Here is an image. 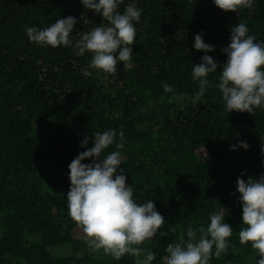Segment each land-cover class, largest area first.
<instances>
[{
  "label": "trees",
  "instance_id": "trees-1",
  "mask_svg": "<svg viewBox=\"0 0 264 264\" xmlns=\"http://www.w3.org/2000/svg\"><path fill=\"white\" fill-rule=\"evenodd\" d=\"M129 5L141 10V20L128 66L118 62L115 75L89 69L85 77L90 53L78 57L72 47L37 45L26 30L73 16L76 41L107 23L99 14L82 0H0V264H136L148 252L155 253L151 264H164L167 245L186 240L189 225L207 227L213 213L224 214L233 234L226 253L209 264H257L251 244L238 239L236 181L264 175V110L228 114L217 85L233 26L246 24L264 45V0L237 12L214 0H123L118 11ZM200 33L215 46L207 55L219 63L196 99L192 70L205 55L193 47ZM109 129L117 136L102 158L120 151L133 199L153 200L165 219L162 230L175 228L146 240L138 258L90 251L68 214L69 165L93 146L96 132Z\"/></svg>",
  "mask_w": 264,
  "mask_h": 264
},
{
  "label": "clouds",
  "instance_id": "clouds-1",
  "mask_svg": "<svg viewBox=\"0 0 264 264\" xmlns=\"http://www.w3.org/2000/svg\"><path fill=\"white\" fill-rule=\"evenodd\" d=\"M82 3L107 23L99 24L73 41L70 34L77 18L68 16L56 19L43 29L27 28L28 39L40 46L72 47L78 57L90 53L92 58L88 68L83 70L85 77L91 75L89 69L115 75L118 62L127 67L131 61L136 39L134 24L140 22L141 10L129 5L123 12L118 11L123 0H82ZM214 4L225 12L254 8V0H214ZM248 32L246 24H236L231 28L230 43L222 49L227 54V61L222 65L217 87L228 114L235 110L253 115L256 108L264 110V45L254 42L255 36ZM202 36L203 33L196 34L193 44L196 50L205 53L192 70V79L199 85L196 99L204 95L209 86L207 77L217 71L219 63L207 55L215 50V46L206 43ZM163 89L173 92V87L167 83H163ZM94 136L93 146L80 152L69 165L68 214L82 230V239L90 251L102 250L116 260L125 254L138 258L143 254L139 246L146 240L158 232L162 237L167 236L169 232L174 233L175 228H169L167 232L162 230L165 219L156 210L153 200L138 203L133 199V188L126 183L124 169L120 168V151H112L102 158L104 150L114 143L117 131L109 129L96 132ZM119 137L123 139V130L119 131ZM88 139V136L84 137L82 147L87 145ZM239 146L249 147L245 141H239ZM116 147L123 148V144L117 143ZM235 148L233 145L232 149ZM86 158L93 159L90 163H82ZM236 184L243 221L238 232L239 242L242 245L250 243L259 256L257 264H264V175L257 180L249 177L247 181L238 177ZM209 219L207 227L201 225L198 230L189 225L186 240L181 236L177 242L169 243L164 264H209L213 255L219 258L226 253L233 228L224 222L223 213H213ZM154 259L155 253L148 252L146 258L137 259L136 264H151Z\"/></svg>",
  "mask_w": 264,
  "mask_h": 264
},
{
  "label": "rangeland",
  "instance_id": "rangeland-1",
  "mask_svg": "<svg viewBox=\"0 0 264 264\" xmlns=\"http://www.w3.org/2000/svg\"><path fill=\"white\" fill-rule=\"evenodd\" d=\"M155 236H156V235H155ZM155 236H154V237H155Z\"/></svg>",
  "mask_w": 264,
  "mask_h": 264
}]
</instances>
